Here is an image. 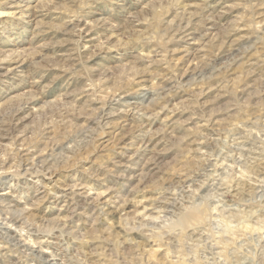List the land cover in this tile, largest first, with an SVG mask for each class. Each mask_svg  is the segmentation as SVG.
Listing matches in <instances>:
<instances>
[{
    "label": "rangeland",
    "instance_id": "374dc122",
    "mask_svg": "<svg viewBox=\"0 0 264 264\" xmlns=\"http://www.w3.org/2000/svg\"><path fill=\"white\" fill-rule=\"evenodd\" d=\"M257 177L264 0H0V264H264Z\"/></svg>",
    "mask_w": 264,
    "mask_h": 264
},
{
    "label": "bare ground",
    "instance_id": "6f19581e",
    "mask_svg": "<svg viewBox=\"0 0 264 264\" xmlns=\"http://www.w3.org/2000/svg\"><path fill=\"white\" fill-rule=\"evenodd\" d=\"M39 162H42V160L40 159H38L37 157H35V156H33V157H27L26 159H25V164L26 165H37ZM257 179V182L258 183H262L264 180H263V178L262 177H257L256 178ZM2 207H4V208H2ZM1 208H2V210H1ZM12 212V210H11V205H0V218L2 217V219H6V215H5V213L6 214H9V213H11ZM118 213H119V211H118ZM0 227L1 228H5V225L4 224H2L1 222H0ZM44 261L46 262V263H48V264H53V263H51V261L50 260H48V259H44Z\"/></svg>",
    "mask_w": 264,
    "mask_h": 264
}]
</instances>
